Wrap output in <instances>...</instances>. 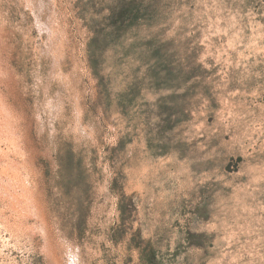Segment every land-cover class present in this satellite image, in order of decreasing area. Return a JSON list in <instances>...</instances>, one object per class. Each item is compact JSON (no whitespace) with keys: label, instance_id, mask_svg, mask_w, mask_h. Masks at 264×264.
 Segmentation results:
<instances>
[{"label":"rangeland","instance_id":"obj_1","mask_svg":"<svg viewBox=\"0 0 264 264\" xmlns=\"http://www.w3.org/2000/svg\"><path fill=\"white\" fill-rule=\"evenodd\" d=\"M0 264H264V0H0Z\"/></svg>","mask_w":264,"mask_h":264},{"label":"trees","instance_id":"obj_2","mask_svg":"<svg viewBox=\"0 0 264 264\" xmlns=\"http://www.w3.org/2000/svg\"><path fill=\"white\" fill-rule=\"evenodd\" d=\"M110 17L114 18L115 22L123 24L124 22H128V24H132L135 19L137 18L136 13L128 9L127 6H120L119 9L114 10L112 9L110 13Z\"/></svg>","mask_w":264,"mask_h":264}]
</instances>
